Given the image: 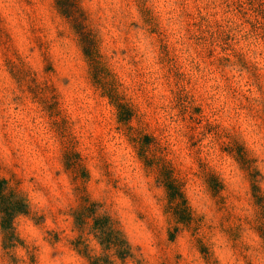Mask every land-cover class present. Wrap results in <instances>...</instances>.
Returning <instances> with one entry per match:
<instances>
[{"label":"clouds","instance_id":"clouds-1","mask_svg":"<svg viewBox=\"0 0 264 264\" xmlns=\"http://www.w3.org/2000/svg\"><path fill=\"white\" fill-rule=\"evenodd\" d=\"M92 2L93 21L89 23L80 7L79 19L93 41L101 82L132 115L121 121L117 103L108 99L98 147L85 145L82 151L87 137L74 134L72 147L61 148L57 140L49 156L31 158L14 148L5 154V147L12 145L6 143L0 122V181H6L3 196L8 200L0 210V264H264V124L248 112L233 111L226 82L191 49L180 72L185 79L179 85L165 84L161 61L166 45L157 46L152 33L162 30L161 23L175 31L179 0ZM51 4L56 7V0ZM248 33L239 20L232 22L236 52L245 62L256 61L264 73V42L254 43L256 38ZM97 37L103 48H97ZM79 51L85 56L80 42ZM65 55L76 59L71 48ZM224 55L232 62L231 86L248 97L245 104L252 113L264 109V79L249 82L235 56ZM136 65L142 66L150 85L147 98L133 86ZM63 79L69 82V77ZM85 107L91 110L90 99ZM196 108L207 113L191 134L182 111L195 115ZM78 123L95 139L91 116ZM25 136L20 131L17 139ZM146 136L151 142L144 144ZM46 174L64 176L67 186L57 183L52 191L44 183ZM213 178L220 186L215 191ZM37 192L44 196L43 204L33 200ZM17 203L27 212L16 210ZM54 212L70 220L63 236L55 225L46 232L34 227L50 224ZM9 213L11 227L4 223ZM20 216L30 217L33 227L19 229ZM174 232L182 234V240L173 245Z\"/></svg>","mask_w":264,"mask_h":264},{"label":"rangeland","instance_id":"rangeland-1","mask_svg":"<svg viewBox=\"0 0 264 264\" xmlns=\"http://www.w3.org/2000/svg\"><path fill=\"white\" fill-rule=\"evenodd\" d=\"M77 3L87 11L91 23L94 19L92 10L95 7L92 0H77ZM56 7L51 4V0H0V122L3 123L6 143L12 145V148L5 147V154L14 148L25 158H31L33 154L37 157L49 156L50 148L55 146L57 140L60 141L61 148L72 147L74 134L87 137L81 145L82 151L85 145L98 147V134L103 131L101 122L108 113V99L117 103L121 121L126 122L132 115L131 109L118 103L119 97L114 95V90L102 84L101 68L97 61L94 63L90 60V55L86 54L73 20L66 16L58 0ZM177 9V27L174 32L161 23L162 30L152 33V39L157 46L166 45L161 61L163 69L166 70L165 84L171 87L179 85L185 79L180 72L187 63L184 54L191 49L207 68L226 82L230 101L234 105L233 111L238 109L240 114L248 112L264 124V109L252 113L251 108L245 104L248 97L243 96L239 88L231 86L228 73L231 72L232 62L224 55L231 53L235 56L236 61L246 69L249 82L258 83L264 79V73L256 61L250 59L245 62L240 53L236 52V41L230 35L232 22L239 20L242 26L249 28L248 35L256 38L254 43L264 42V0H179ZM62 15L68 19L73 30ZM51 18H54V22H50ZM74 31L80 37L82 51L89 61L79 51V42ZM205 33H208L206 37ZM103 47V41L97 37V48ZM68 48H71L72 55L76 58L74 62L65 55ZM135 67L137 82L133 86L141 96L147 98L146 90L150 85L145 75L141 74L142 66ZM73 73L76 75L73 76ZM65 76L69 77L68 83L63 79ZM117 86L124 90L122 85ZM175 95L173 92L174 98ZM89 99L92 101L91 110L85 107ZM192 111L195 115L182 111V120L189 127V132L195 134L196 128L206 117L207 109L196 108ZM89 116L95 122V139L88 129L78 123L86 122ZM20 131L26 133L22 140L17 139ZM150 142V137H144V144ZM189 142L191 143V138ZM237 151L242 149L238 148ZM142 152L143 149L141 154ZM41 164L46 165V161H41ZM59 166V163L55 165ZM164 174L169 176L170 171L165 169ZM61 182L65 186L68 184L64 176L53 177L46 174L44 177V183L52 191ZM5 183L6 181H0V210L8 204L7 198L3 196ZM210 183L214 191L220 187L214 178ZM44 199L39 192L33 196V200L40 204L44 203ZM15 209L27 212L22 203H17ZM145 211L151 214L150 208ZM11 218L12 213H9L8 220L4 222L7 227H11ZM49 221L50 224L35 223L34 227L46 232L51 225H55L62 236L70 227V220L55 212L50 215ZM76 222H82L80 214L76 216ZM17 223L21 230L26 226L33 227L31 218L27 216L18 217ZM170 240L174 245L182 240V234L174 232ZM196 247L201 252H207L199 243ZM195 253L196 248L193 249L190 259Z\"/></svg>","mask_w":264,"mask_h":264},{"label":"trees","instance_id":"trees-1","mask_svg":"<svg viewBox=\"0 0 264 264\" xmlns=\"http://www.w3.org/2000/svg\"><path fill=\"white\" fill-rule=\"evenodd\" d=\"M58 4L64 10L66 16L73 20L74 26L81 37V41L84 45L86 54L88 56L90 55V60L95 63L96 58L95 56H93L94 44L90 35L84 31L83 22L79 19L81 10L79 8L77 0H58Z\"/></svg>","mask_w":264,"mask_h":264}]
</instances>
